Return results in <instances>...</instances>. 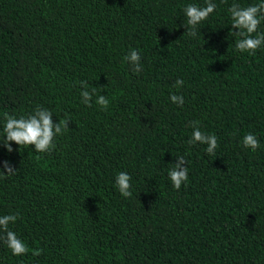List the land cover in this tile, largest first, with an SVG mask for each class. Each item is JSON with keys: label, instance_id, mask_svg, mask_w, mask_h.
Returning <instances> with one entry per match:
<instances>
[{"label": "trees", "instance_id": "obj_1", "mask_svg": "<svg viewBox=\"0 0 264 264\" xmlns=\"http://www.w3.org/2000/svg\"><path fill=\"white\" fill-rule=\"evenodd\" d=\"M214 2L190 37L184 7L205 0H0V135L4 113L68 120L50 152L0 140V168L17 169L0 170V216L19 213L9 227L29 249L14 256L0 240V264H264V46L238 51L228 12L259 0ZM193 121L217 137L215 155L189 145Z\"/></svg>", "mask_w": 264, "mask_h": 264}, {"label": "clouds", "instance_id": "obj_2", "mask_svg": "<svg viewBox=\"0 0 264 264\" xmlns=\"http://www.w3.org/2000/svg\"><path fill=\"white\" fill-rule=\"evenodd\" d=\"M218 5L214 0H205L203 6L195 3H190L184 7V14L187 18L188 35L190 37L197 36L198 26L206 21L211 14L216 12ZM231 18V28L237 29L233 31V35L238 37L235 47L238 51L249 52L252 55L256 54V51L264 46V32L260 31V25L264 22V0H259L258 3L242 7L238 3H233L229 8ZM256 34V35H253ZM131 65H133V71L139 73L142 71L141 56L137 50H132L126 57ZM183 80H177L176 86L183 85ZM80 84H84L87 88L86 81H80ZM96 93V88L89 91H84L83 103L91 107L92 94ZM171 101L179 106H183L184 97L178 95H171ZM102 110H107L109 106V100L102 95L97 96L95 101ZM52 112L47 108H41L39 106L28 114L27 116H20L19 118L3 114L4 124L2 129V135L0 140L3 141L8 152H12L11 142H15L18 146L26 147L33 146L34 150L39 153L50 152L56 145L54 143L58 135L63 134L68 128V120H60L59 123L54 124L52 121ZM199 121H193L191 127L193 132L189 139V145L196 143L207 145L206 151L209 155H215L216 150L219 147L218 139L215 135L205 134L199 128ZM243 147L251 149L255 152L261 147V144L257 137L253 133H247L242 139ZM186 159L184 156H179L175 167H173L168 175L169 178L177 190L181 188L182 184L188 180V167H183ZM6 169V171H5ZM6 175H13L17 169L13 168L8 161L3 162V167L0 168ZM131 177L126 172L118 173L116 177V186L120 194L126 198L132 196L131 192ZM19 213L8 214L0 216V240H2L10 249L14 256H22L29 251L25 242L22 241L16 233L10 229L9 225L14 224L18 219ZM40 250H34L33 255H39Z\"/></svg>", "mask_w": 264, "mask_h": 264}]
</instances>
